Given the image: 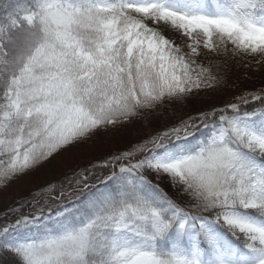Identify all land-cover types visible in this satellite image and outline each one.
Here are the masks:
<instances>
[{
  "label": "snow or ice",
  "instance_id": "6c2138e0",
  "mask_svg": "<svg viewBox=\"0 0 264 264\" xmlns=\"http://www.w3.org/2000/svg\"><path fill=\"white\" fill-rule=\"evenodd\" d=\"M230 84L16 199L0 264H264V0H0V190Z\"/></svg>",
  "mask_w": 264,
  "mask_h": 264
},
{
  "label": "trees",
  "instance_id": "16d2710c",
  "mask_svg": "<svg viewBox=\"0 0 264 264\" xmlns=\"http://www.w3.org/2000/svg\"><path fill=\"white\" fill-rule=\"evenodd\" d=\"M224 71L232 74L233 79L238 83L240 79L237 78L239 77V75H242L245 69L243 68V66H237L233 71L232 65L228 64L225 65ZM234 92L235 89L230 84L229 88L222 93L211 91L194 93L181 104H169L163 106L158 112L149 115L144 123L135 122L116 131H108L106 133H102L96 139L89 141L87 145H81L73 149L71 152L66 153L63 156L57 157L55 160H53L51 163L54 162L58 165V174L53 181L61 177L63 173L69 171L71 167H75L77 165H86L89 161L96 162L98 159L105 157L108 153L116 149L126 147L129 141L137 140L141 136H147L150 132H154L155 130H162L167 127H171L181 119H188L190 116L195 117L199 112L207 110L213 105H219L224 100L231 99L234 95ZM90 145H94L96 146V148H99L97 151H91V148H89ZM79 150H81V152L82 150H85L91 154V156L88 157V160L75 159L68 164L59 166V163L63 161L64 158H72L73 154H76V152L79 153ZM27 176H22L19 179L15 180L6 189L0 190V193L2 191H7L11 187L17 186ZM36 189H34L33 191H35ZM29 192L26 191L25 193H22V196H20V198H24ZM5 208L0 206V215H2Z\"/></svg>",
  "mask_w": 264,
  "mask_h": 264
},
{
  "label": "rangeland",
  "instance_id": "374dc122",
  "mask_svg": "<svg viewBox=\"0 0 264 264\" xmlns=\"http://www.w3.org/2000/svg\"><path fill=\"white\" fill-rule=\"evenodd\" d=\"M246 71V70H245ZM243 72L242 75L237 78L240 79L238 83L241 80H244L248 78V72ZM252 80L259 81V77L256 74H252L251 76ZM242 86V85H241ZM91 151L92 150H98L96 146L90 145ZM89 150V149H88ZM75 155V156H74ZM91 156L90 153H88L85 150H79V153L76 152V154H73V157L64 158L63 161L59 163L60 165H65L71 162L72 160L79 159V160H88V157ZM58 174V165L56 163H49L46 164L42 169H39L37 172L32 173L28 175L21 183H19L17 186L9 188L7 191H2L0 193V206L5 208L8 205L13 204V202L16 199H19L20 196H22V193H25L26 191H33L37 187L41 186L42 184H45L49 181H53L55 177Z\"/></svg>",
  "mask_w": 264,
  "mask_h": 264
}]
</instances>
